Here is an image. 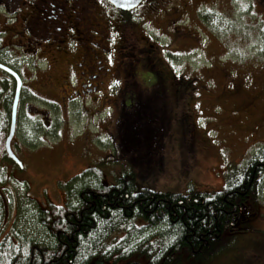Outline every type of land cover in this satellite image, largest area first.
<instances>
[{
    "label": "rangeland",
    "instance_id": "rangeland-1",
    "mask_svg": "<svg viewBox=\"0 0 264 264\" xmlns=\"http://www.w3.org/2000/svg\"><path fill=\"white\" fill-rule=\"evenodd\" d=\"M142 1L131 10L133 27L124 26L126 43L136 54L144 57L142 50L152 49L149 56L154 66L138 69L144 81H139L138 89L114 87L113 93L111 88L109 94L94 95V103L83 101L63 109L60 101L53 100L60 95L67 74L56 54L50 50L45 55L43 59L51 64L45 69L43 59L26 60L17 54L19 64L24 60L32 67L29 60H37L40 71L31 79L33 71L22 66L26 84L11 146L22 167L6 162L12 175L8 186L16 196L11 216L21 231L36 240L47 238L36 220L38 209L65 203L70 186L93 172L104 183L113 184L133 168L136 189L184 193L193 186L217 191L229 173L264 151V0H152L153 12L147 10L149 0ZM0 17V45L6 49L11 29H20L22 23L9 24L4 14ZM107 22L104 18L102 25L106 27ZM158 72L168 82V116L172 118L163 150L153 158L156 163L149 165L140 160L147 152L133 146L129 138L124 137L119 147L115 125L121 98L126 95L128 104L137 91L146 93L148 83L159 80ZM1 74L7 75L0 69ZM24 105L41 109L50 122L26 135L31 123ZM4 118L0 116V126ZM186 127L196 137L194 147L187 146ZM86 170L90 171L84 174ZM23 209L33 217H26ZM119 264L145 262L130 257ZM177 264H264V187L255 191L218 253L206 261L181 257Z\"/></svg>",
    "mask_w": 264,
    "mask_h": 264
},
{
    "label": "trees",
    "instance_id": "trees-1",
    "mask_svg": "<svg viewBox=\"0 0 264 264\" xmlns=\"http://www.w3.org/2000/svg\"><path fill=\"white\" fill-rule=\"evenodd\" d=\"M15 85L13 81L0 91L4 102L0 116H5L0 126V264H119L130 257L145 264H177L181 257L206 261L222 249L226 234L235 231L255 191L264 187V151L229 173L217 191L193 186L184 193L137 190L133 168L104 185L93 172L70 186L65 203L38 209L35 217L47 238L36 240L21 231L11 216L16 196L8 186L12 175L6 162L11 160L4 141ZM154 104L158 108L159 99L151 92L137 96L130 108L136 115L145 110L147 116L154 113ZM125 118H130L128 113ZM124 137L131 136L120 133L119 141ZM158 153L149 156L156 159ZM26 210L25 216L33 217Z\"/></svg>",
    "mask_w": 264,
    "mask_h": 264
},
{
    "label": "flooded vegetation",
    "instance_id": "flooded-vegetation-1",
    "mask_svg": "<svg viewBox=\"0 0 264 264\" xmlns=\"http://www.w3.org/2000/svg\"><path fill=\"white\" fill-rule=\"evenodd\" d=\"M151 1L148 2L147 10L153 12ZM108 10L112 12L109 13ZM131 12L116 9L107 0H0V14L5 15L6 22L12 24V22L21 21L22 23L20 29L15 31L11 29L13 34L11 35L12 39L7 43L9 48L5 49L0 45V49L3 50L0 53V64L16 71L23 81V72L17 66V54L27 60L31 57L43 59L50 50L54 52L58 57V62L63 64L67 73L62 80L60 95L53 99L60 101L63 109L68 105H76L83 101L94 103V95L109 94L111 88L112 93L118 87L126 88L127 91L132 88L138 89L141 87L138 84L141 82L138 69L148 64L153 65V60L149 56L152 51L151 46L142 50L144 57H141L126 43L124 26L133 27L132 22L134 21L130 17ZM113 13H116L115 17ZM104 18L108 21L106 27L102 25ZM0 37L2 36L0 35ZM44 61V69L50 68V62ZM29 62H32L33 66L26 63L24 67L33 71L34 76L31 79H34L35 73L40 69L37 66L39 62L37 60L33 62V59H30ZM7 75L5 77L0 75L1 92L3 88L11 87L15 81L13 76L8 73ZM160 75L159 73L158 76L160 77ZM24 84L26 83L23 81L18 102L24 98L22 92ZM148 84L150 86L146 87L147 91L143 94H150L154 92L155 87H158L157 94L160 95L158 108L154 104L155 114L146 116L145 110L139 115L132 113L130 107L136 102V97L141 95L142 91H137L128 104H126L125 95L117 105L119 112L115 131L118 137H120V133L131 136L129 141L132 145L143 150L144 153L147 152L145 159L142 155L140 160L144 164L152 165L156 163L153 159L155 157L149 156V154L160 153L163 150L161 146L167 134L166 131L170 128L172 116H168L171 111L168 102L169 96L166 93L168 90L165 88L168 84L166 79L161 76L159 80ZM28 91L47 99L45 94L43 95L31 87ZM2 102L1 95L0 109L4 106V102ZM26 107L29 112L26 111ZM143 107L147 108L146 105ZM23 108L26 120L31 123V129L26 128V135L37 133L42 128L40 126H45L50 122L49 115L41 109L31 105H24ZM126 113L130 116L128 121L126 118L123 119ZM33 128L37 130H33ZM183 133H186L187 146L194 147L196 137L192 134L190 127H186ZM14 139L15 136L12 141ZM121 140L122 138L118 142L120 148L123 147ZM156 150L158 151L156 152ZM102 184L107 185L108 183H104L102 180Z\"/></svg>",
    "mask_w": 264,
    "mask_h": 264
},
{
    "label": "water",
    "instance_id": "water-1",
    "mask_svg": "<svg viewBox=\"0 0 264 264\" xmlns=\"http://www.w3.org/2000/svg\"><path fill=\"white\" fill-rule=\"evenodd\" d=\"M108 1L116 8L122 9L124 11H129L137 7L142 0H108ZM0 68L7 71L10 75H12L16 79V83H17L15 87L14 99H13L12 108H11V119H10L9 131H8V135L6 136L4 146H5V151L8 157L11 160H13L15 163H18V165H20V161L17 159V157L13 153L10 143H11V139L15 132L17 102H18L19 92H20L22 83H21V79L19 75L14 70L2 64H0Z\"/></svg>",
    "mask_w": 264,
    "mask_h": 264
}]
</instances>
